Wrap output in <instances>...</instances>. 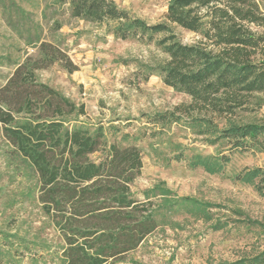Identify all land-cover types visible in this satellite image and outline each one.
Segmentation results:
<instances>
[{
	"label": "trees",
	"instance_id": "obj_1",
	"mask_svg": "<svg viewBox=\"0 0 264 264\" xmlns=\"http://www.w3.org/2000/svg\"><path fill=\"white\" fill-rule=\"evenodd\" d=\"M54 1L67 3L74 18L109 24L117 39L133 38L161 49L165 58L141 66L136 78L147 81L157 75L189 101L153 114L148 122L165 125L185 118L198 134L213 132L210 143L222 140L228 151L193 155L190 168L223 169L232 152H264V116L249 122L231 119L263 105L257 96L264 94V0H168L165 20L154 24L132 17L113 0ZM171 25L196 33L197 40L181 42ZM28 43L37 54L13 63L0 85L1 135L36 173L40 210L63 241L60 264H115L159 226L160 208L152 197L143 192L139 199L131 190L141 173L140 150L107 142L101 125H75L74 117L85 115L84 104L38 81L35 72L55 62L68 73L78 66L54 42L36 38ZM216 118L228 121L226 126L218 129ZM96 152L101 157L91 159ZM233 179L251 183L264 196L263 168H244ZM188 200L180 197L177 206ZM3 247L10 252L12 244ZM4 256L0 247V264ZM250 263L264 264V252Z\"/></svg>",
	"mask_w": 264,
	"mask_h": 264
},
{
	"label": "rangeland",
	"instance_id": "obj_2",
	"mask_svg": "<svg viewBox=\"0 0 264 264\" xmlns=\"http://www.w3.org/2000/svg\"><path fill=\"white\" fill-rule=\"evenodd\" d=\"M113 1L148 24L165 20L168 0ZM109 26L72 17L67 3L0 0V85L13 63L37 54L30 39L54 42L78 70L68 73L55 62L36 70L37 80L84 104L85 115L75 116V125L90 129L101 125L107 142L134 144L140 150L141 173L131 190L139 199L143 192L152 197L160 208L159 226L115 264H251L264 252V196L251 183L233 177L244 168L264 169V152H232L223 169L190 168L187 162L193 155L227 154L225 143H210L214 133L198 134L185 118L165 125L148 122L153 114L188 102L189 97L164 85L157 75L138 80L135 72L141 66L159 64L165 54L153 43L115 38ZM171 28L183 43L198 38L181 27ZM257 97L263 101L260 108L239 112L232 121L263 117L264 94ZM214 122L221 129L228 121L216 118ZM11 150L0 132L3 264H60L63 241L40 210L36 173ZM100 157V152L90 155L93 160ZM180 197L189 198L186 206H177ZM170 204L176 209L165 208ZM5 242H11L10 252L3 247Z\"/></svg>",
	"mask_w": 264,
	"mask_h": 264
}]
</instances>
